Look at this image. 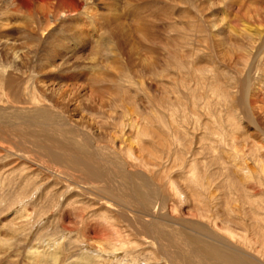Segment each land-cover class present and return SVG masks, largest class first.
Here are the masks:
<instances>
[{
    "label": "rangeland",
    "instance_id": "obj_1",
    "mask_svg": "<svg viewBox=\"0 0 264 264\" xmlns=\"http://www.w3.org/2000/svg\"><path fill=\"white\" fill-rule=\"evenodd\" d=\"M255 48L263 49L260 57L264 63V0H0V92L7 95L0 99V113L8 115L12 109L26 112L38 105L51 118L57 116L79 141L85 137V143L114 150L118 156L129 148L134 156L142 154L145 163H151L147 164L150 170L137 167L132 170L142 171L167 200L164 207L154 199L150 207L170 219L172 226V221L186 225L188 229L183 230L187 234L233 247L221 230L226 226L222 227L220 220L229 215L224 200H220L222 214L215 217L216 229L197 215L192 218L190 214L195 213L190 210L194 208L190 203L183 205L179 196H171L165 187L168 178L170 182L175 180L184 196L191 193L198 197L202 193L191 181V173L197 170L189 171L188 165L187 169L172 167V170L161 144L169 148L170 143L175 151L171 138L174 130L167 131V124L180 123L184 111L190 116L192 103H199L202 98L212 104L213 89L221 87L223 92H230L234 103L235 127L226 123L231 113L226 104L212 106L208 115L204 109L200 110L203 105L197 108L198 130L193 129L192 123L179 128L176 123V127L197 149L199 173L205 174L204 165L218 160L230 164L228 172H233L232 152L210 129L217 127L214 121L221 115L222 125L237 142V150L245 152L254 138L262 139L259 133L252 136L251 123L260 125L264 131V116L258 112L252 116L253 112L246 107L243 83L250 63L247 59ZM235 60L240 61L236 67ZM196 73H201L205 87L196 88L193 76ZM250 90L262 102L258 107L264 108L261 72L253 74ZM136 121L137 125H132ZM116 123H121L122 131ZM0 138V196L6 197L0 200V264H133L127 260L129 257L136 264L168 263L159 245L140 231L141 226L131 215L109 213L107 208L97 207L99 204L91 194L79 191L83 186L81 176L75 175L73 182H69L71 189L67 186L70 177L62 175V172L68 175V170L57 166L61 175L50 173L47 169L50 162L35 147L30 149V139L22 141L18 136L2 133ZM7 150L12 155L8 159ZM160 155L166 158L161 160L163 170L167 168L156 174L162 181L154 175L159 170V163L153 167L158 160L151 158ZM210 168L213 171L219 166L213 163ZM161 184L164 187L160 189L157 186ZM18 193L20 200L7 199L6 194ZM78 207L87 209L83 221L73 209ZM133 210L129 208L128 213ZM232 219L238 221L237 217ZM240 223L228 229L239 236H253L250 227ZM193 225L197 226L193 229L196 233L191 231ZM69 227L70 232H64ZM200 227H206L202 234L198 233ZM261 227L264 230V225ZM115 250L119 257H114Z\"/></svg>",
    "mask_w": 264,
    "mask_h": 264
},
{
    "label": "bare ground",
    "instance_id": "obj_2",
    "mask_svg": "<svg viewBox=\"0 0 264 264\" xmlns=\"http://www.w3.org/2000/svg\"><path fill=\"white\" fill-rule=\"evenodd\" d=\"M261 50H263V49L262 48H255L254 53H252L250 55V57H248L247 61H250V63L248 65V68L246 69V77H245L244 82H243L244 85L246 86L245 100L248 102V103H246V107H248V109L253 112L252 116H255L254 113L256 114V112H258L264 116V108L258 107L262 104L261 100H259V98L256 96V94H254L253 90H250L253 74H255L257 72H261V75L264 76V63H261L263 61L260 57ZM235 61H236V63L234 64V67L238 66V63L240 62L239 60H235ZM193 76L196 79L195 82H197L196 88L199 87V85H202L205 87V85L202 84L203 78L201 77L202 76L201 73L193 74ZM213 87H216V86H213ZM201 88L202 87H200V89ZM203 89H205V88H203ZM228 92L227 93L223 92L222 88L219 87L217 89H213V91H212V94H214V99H213L214 102H212V104L210 102H208L207 98H206L207 101L206 100L203 101V98L201 99V102H199V103H201V105L199 103H192L193 108L191 110L192 113H190L191 114L190 116L187 115L188 113H186V111H184L181 114L180 123H177L174 121L175 123L167 124V126L169 125L168 130L166 129L167 131L172 130V128L174 130V132L171 133L172 134L171 138L174 141L172 143H174L176 145L175 151H174L173 147L170 145V143L168 145L169 148H166L162 144H161V147L164 150L163 154H164V156H166L167 161H171V164H172L171 169L172 170L175 167H180L181 169H185L187 165L190 167V169H188L189 171L197 170L196 173H191V175H192L191 181H192L194 187L199 189L202 193V195H201L200 193L197 192L198 194H200V196H198V197L192 196L191 193L190 194L186 193V195L184 196L183 191H181V189L177 187L175 180L174 181L172 180L170 182L169 181L170 178H168V180H167L168 182H166L167 184H165V187L167 186V189L171 192V196L172 195L174 197L179 196L178 199H179L180 203L183 205H185L186 203L187 204L190 203L192 205V207H194V208H191L190 210H193L192 212L195 213L193 215L190 214L191 217L196 218V215H197L199 217L198 218L199 220L205 221L204 222L205 224L211 225L212 227H214L216 229L218 227L216 225L215 217H216L217 213L222 214V212L220 210L221 209L220 200H224V202L226 203L225 207H229V209H228L229 215L228 216L223 215L225 217V219L220 220V222L222 223V227H224L223 225L226 226L225 229L222 228L221 230H224V233H226V235L229 237V242L232 243L233 247L226 245V244L223 245L222 243H212L210 241L208 242L202 238H198L195 235L187 234L183 230V229H188L186 225L180 224L178 221H172L174 224L173 226H176V227H173L170 224L171 221H168L170 219L166 220L165 217L161 213H156V212H158L157 211L158 209L150 207V205L152 206V204H151L152 200L157 199V202L158 201L162 202L163 205H164V202L167 200H165L162 197V193L159 194L160 191L158 189L152 187V185L150 183L151 179L148 178L146 175H144V173H142V171L139 172V171H133L132 170V169L137 167L139 170L144 169L146 171H149L150 169L147 167V164H151V163H145V158L141 157V156H143L142 154L139 157L134 156L133 155L134 153L130 151L131 150L130 148H129L130 150L128 149V151H126L125 154L118 156L114 150L110 151L106 148L93 147L91 144H89V142L85 143L86 142L84 139L85 137H82L83 141H81V140L79 141L80 138L77 140L73 131L68 129L67 126L62 121H59V118L57 116L53 115V117L51 118L46 113V110L44 108H42L41 106H38V105H35L34 107H32L31 110H27L26 112L21 111V113L17 112L16 109H12L10 112L11 114L8 113V115H11V116H8L7 113L3 114V115L0 113V133L7 134V135L12 134V135H15V137L18 136L21 139H23L22 141H24V139L25 140L30 139V145H31L30 149H33L35 147V149L39 150V152L44 157H46L48 159V162L51 163V165H50V163H49V165L47 164L48 165L47 169L50 171V173L52 172L53 175H56V174L61 175L60 171L57 169L58 168L57 166H60V167L62 166L63 168L65 167L68 170L67 171V172H69L68 175H66L65 173L62 172V175H64V177L65 176L70 177L71 180H68L67 178H63L65 180L67 179L68 183L70 181L74 180L75 175H79V177L81 176L80 179H81V183L83 184V186L80 185L81 188H79L78 190L83 192V193L89 194V195L91 194V198L96 200V202L99 204L97 207L101 206V207H104V209L107 208L109 213H114L116 211L115 213L118 214V211H119L121 213L131 215L132 216V217L130 216L131 219L134 222L138 223V225L141 226V227H139L140 231H142V233L145 236L149 235V237L152 239V241H154L155 243H157L159 245L160 249L163 251L162 253H164V255L166 256V259H167L169 264H264V230L261 227L262 225H264V131L262 130V128H259L260 125H258V124L256 125V123H251V125L253 124V129H252L253 135L252 134L251 135L254 137L256 134L259 133V136L261 134L262 139L258 140V138H260V137L254 138V140H253L254 142L251 143V146L248 147V150H246V152L243 150L242 151L237 150V142H236L235 138H233L234 136L228 135V133H227L228 130H226L225 127L222 125L221 115H218V116L216 115L217 116L216 118L214 115L213 119L215 118V121L214 120L213 121L216 123L217 127L215 129L212 128L213 131L210 128L209 129L215 137L219 136V138L222 140V142L225 143V145H227L229 147V150L232 152L231 153L232 155H230V157L232 158V162H233L232 166H234L235 168L232 170L233 172H230V171L228 172L227 168L230 167L229 166L230 164L227 165L226 162H224L222 160H218V159H217L218 161H210L209 160L210 163L204 165L206 172H205V174L202 175L198 171L199 160H197V156H198L197 149L192 147V145H193L192 142H190L189 140L187 141V138L185 137L186 134L183 131L179 133V130H178L179 126H182L185 124H187V126H188V124H190V123L195 124V125H193V129L198 130L199 124H200V119L197 116V114H198L197 108L199 109V107L202 105L204 107L202 106L200 108V110L204 109L207 113L206 115H208V114H210V112H212L211 111L212 106L213 107H214V105H217V106L221 105L222 106V105L226 104L228 106V108H227L228 111H231V113H229L227 115L226 123H227V125L231 124L232 126H234V124H232L236 120V116L233 113L234 103L230 99V92L229 93ZM6 96L7 95L5 93L0 92V99L1 100ZM208 97H211V96L208 95ZM32 100L35 101L34 98ZM125 114H126V112H125ZM126 115H128V114H126ZM131 117L133 118L135 116H133L131 114ZM169 117H170V115H169ZM208 117H210V115ZM8 119H10V120L13 119L14 122H12L13 120L9 122ZM252 119L254 120V118H252ZM129 121H131V120H129ZM214 122H212V123H214ZM176 123H177L178 128L176 127ZM226 123H224V124H226ZM114 124H115V122H114ZM14 125L17 127H15ZM116 125L120 129L119 131H122L121 130V128H122L121 123H116ZM132 125L136 126L137 121L134 122ZM138 132L139 131L136 130L137 135H138ZM144 132H145V130H143V133ZM228 132L230 133V131H228ZM140 133L142 134V131ZM211 133H209V134H211ZM231 134H232V132H231ZM227 136H229V137L227 138ZM168 139H169V137H168ZM227 139H229L230 142H228ZM169 140H171V139H169ZM26 142L29 143L28 140ZM17 144H19V143H17ZM24 144H25V142H24ZM161 147H159V148H161ZM18 148H20V147L18 146ZM103 149H105L106 151H104ZM139 150H140V152L143 151V149H139ZM9 152L10 151L7 150V152L5 154V158H7V159L12 156L11 154H9ZM11 153H13V152H11ZM16 156L18 157V155H16ZM148 156H147V158H148ZM162 156L163 155H160L159 157H157V156L151 157L152 159L155 158L156 160H158V162H156V165L154 163L153 167H155V166L157 167V165L159 163V166L157 167L159 170L155 171L156 173H154V175L157 176L158 179H160L159 176L156 175L158 173V171L164 173L165 170H167L166 167L163 170L164 165L161 162V160L163 158ZM166 158H165V160H166ZM152 159H149V161H151ZM30 160H31V158H30ZM163 160H164V158H163ZM187 160L188 161L190 160V163H188ZM14 161H16V159ZM33 161L35 162L36 159H34ZM7 162H9V161H7ZM36 162H38V161H36ZM247 162H249V164ZM165 163H167V162H165ZM213 163L218 165L219 168L211 171L210 167L212 166ZM0 164H2V161ZM5 164H8V163L5 162ZM5 164H3V165H5ZM11 165H13V164H11ZM201 165H200V167H201ZM9 166H10V163H9ZM249 166H252V167H249ZM43 167H44V165H43ZM35 168H37V167H35ZM45 168H46V166H45ZM147 169H149V170H147ZM8 170H10V169H8ZM155 170H156V168H155ZM73 171L76 172L77 174L76 173L74 174ZM42 173L44 174L45 172H42ZM148 173H150V172H148ZM8 174H9V172H8ZM152 176L153 175H151V177ZM18 178H21V177H18ZM39 178H41V177L39 176ZM76 178H78V177H76ZM45 179H48V178H45ZM45 179H42V180H45ZM25 180L28 181V179H25ZM40 180L41 179H39V181ZM57 180H58V178H57ZM35 181H37V180H35ZM61 181L63 182L62 179H61ZM160 181H162V179H160ZM20 183H21V181H20ZM26 183L27 182H25V184ZM39 183H37V185H39ZM41 183H43V182H41ZM186 183H188V182H186ZM2 184H4V183H2ZM25 184L23 186H25ZM7 185H8V183H7ZM71 185L72 184H70V183L67 184V186L72 189L73 187ZM183 185L185 186V184H183ZM4 186H5V184H4ZM35 187L33 186V188H35ZM47 187L50 190L51 186L49 187L47 185ZM63 187H64V185H63ZM157 187H159L161 189L162 187H164V184L163 185L161 184ZM27 188H28V186H27ZM37 189H38V186H37ZM215 193H217V194H215ZM219 194L221 197H219ZM168 195H170V194L168 193ZM181 195H183V197H185V198L183 199L182 197H180ZM6 196L10 202H11L13 197L15 198L14 199L15 201L20 200L19 199V193L14 194V195L6 194ZM4 197L0 196V200L6 199V197L5 198ZM51 197H52V195H51ZM53 199H54V197H53ZM54 201L56 202V199ZM21 202H23V201H21ZM69 204H72V203L69 202ZM66 205H64V206H66ZM163 205L160 204L159 211L164 210ZM131 207L134 208L135 211L133 210L134 212H131V214H129L128 209ZM164 207H165V205H164ZM86 208H87V206H86ZM95 208H96V206H95ZM73 209H74L75 213L78 214V216L81 218V221H83L84 220L83 216L86 215L87 209H85V207H78V208H73ZM179 209H180V207H179ZM106 215H105V217H106ZM170 216H172V214ZM235 217L238 218V221L235 219H234L235 221H233L232 218H235ZM106 218H108V217H106ZM118 218H120V217H118ZM168 218H169V216H168ZM109 219H110V217H109ZM21 222H23V221H21ZM181 222H184V221H181ZM217 222H218V220H217ZM238 222L239 223L241 222L240 224H243L244 226L248 225L250 227V229L252 230V233H254L253 236H249V237H247L245 235L239 236L236 233H234L233 231H231L230 229H228L229 226L230 227L232 225L235 226L238 224ZM112 223L114 224V221ZM91 224H92V222H91ZM190 224H192V222ZM84 225H86V224H84ZM105 225H108V224H105ZM116 225H115V227H117ZM111 227H114V226H111ZM195 227H197V226L191 227V231ZM13 228H15V227H13ZM205 228L200 227L198 233L202 234L201 232H203V230ZM238 228L241 231L243 230L239 226H238ZM117 229H119V228H117ZM94 230L97 231L96 229H94ZM218 230H220V229H218ZM98 231H100V230H98ZM193 231L195 232L196 230H193ZM64 232H70V227H69V231H68V229H65ZM119 234H120V232H119ZM100 235H101V233H100ZM97 237L99 238V236H97ZM56 238H58V237H56ZM102 240H104V239H102ZM4 242H6V241H4ZM130 246H131V244H130ZM133 247H134V245H133ZM32 248H33V246H32ZM157 249H159V248H157ZM114 252H115L114 257H116V256L119 257L118 253H116V250ZM161 256H163V255H161ZM98 257L100 258V256H98ZM102 257H104V256H102ZM129 258L127 259V257H126V259L129 262L136 264L135 260H133L132 257H129ZM34 259H36V257ZM83 259H85V256L83 257Z\"/></svg>",
    "mask_w": 264,
    "mask_h": 264
}]
</instances>
